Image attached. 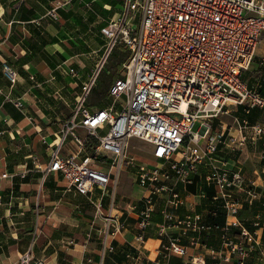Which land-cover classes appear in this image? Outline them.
I'll list each match as a JSON object with an SVG mask.
<instances>
[{"label":"built area","instance_id":"2783aa9c","mask_svg":"<svg viewBox=\"0 0 264 264\" xmlns=\"http://www.w3.org/2000/svg\"><path fill=\"white\" fill-rule=\"evenodd\" d=\"M74 1L82 0H59L56 8ZM121 8L100 29L106 39L101 56L75 98L70 118L47 146L42 179L58 175L68 191L87 196L94 208L93 221L103 223V247L112 251L109 240L128 233L129 226L113 213L112 205L105 211L103 200L114 197L119 174L129 171L134 184L144 191L132 208L137 220L128 242L136 255L130 258L132 264H139L138 255L144 252L159 199L163 206L158 210L161 220L156 234L165 264L173 255L183 257L186 264H206L181 244V237L189 233L193 235L191 245L198 244L203 232L211 229L204 215L196 211L194 200L195 196L203 198L205 192L188 193L202 170L205 187L214 188L208 214L214 216L219 209L224 217L219 247L208 253L215 264L231 260L245 264L260 248V221L255 216L253 230H249L239 211L243 203L253 205L259 194L249 185L241 188L242 198L234 196L233 189L242 186L241 175L230 172L220 154L223 149L242 150L249 139L245 130L257 137L264 128L249 126L244 119L235 121L237 136H227L218 120L239 106L245 114L254 108L264 110V97L242 80L264 34V0H122ZM116 46L129 55L108 89L110 105L91 110L87 98ZM2 73L13 87L16 70L3 63ZM70 73L76 74L73 69ZM4 100L33 125L19 99L6 95ZM195 122H199L197 131L192 130ZM131 139L151 146L154 163L142 165L130 155ZM67 145L73 149L65 153ZM179 187L187 196H181ZM35 207L38 213L37 202ZM180 208H185L182 217L178 216ZM40 228L37 217L34 238L40 235ZM174 229L180 230L179 237L169 233ZM16 264L46 263L29 249Z\"/></svg>","mask_w":264,"mask_h":264},{"label":"crops","instance_id":"0c3cea01","mask_svg":"<svg viewBox=\"0 0 264 264\" xmlns=\"http://www.w3.org/2000/svg\"><path fill=\"white\" fill-rule=\"evenodd\" d=\"M58 1L0 0V264H16L29 249L36 259L46 264H132L130 258L136 255L128 242L137 224L136 211L132 208L144 191L134 184L129 171L124 170L137 189L135 193L132 196L118 195L116 190L114 197L103 200L104 210L112 205L113 213L120 220H126L129 226L128 233L109 240L112 251L103 247V223L93 221L94 208L87 196L73 189L68 191L58 175L51 174L42 179L41 169L46 166L49 156L47 146L55 140L61 124L70 118L75 98L81 94L101 56L106 39L100 29L122 9V0H82L56 8ZM262 59L264 57L253 60L242 80L248 88L264 97ZM3 63L17 72L13 87L3 76ZM106 64L94 88L105 83L110 87L120 75L116 68H109L104 74ZM70 69L75 71V76L71 75ZM6 95L23 103L25 113L33 118V125L4 100ZM87 103L91 110H95L109 106L110 100L106 94L100 105L89 106V100ZM244 119L249 126L264 128V110L256 108L251 109L250 114H245L241 106L231 108L218 121L227 136L236 137L235 121L240 123ZM245 132L249 136L246 146L237 152L223 149L220 157L230 172L241 175L242 186L233 189L236 198H242L241 188L249 185L259 194L253 205L241 204L239 217L245 224L249 223L250 228L255 216L259 217L257 232L261 245L248 256L245 264H264V133L256 137L250 130ZM136 142L141 144L138 140ZM144 148L151 157V146L145 144ZM71 149L73 146L67 145L64 152ZM203 174L200 170L194 177L195 183L188 188V193L199 195L200 190L205 192L203 198L195 196L194 200L196 211L208 221L214 188L205 187ZM180 194L187 196L182 188ZM156 204L157 212L152 216L144 252L138 255L139 264L155 261L165 264L158 249L161 241L156 234L162 200H157ZM184 214L185 208H180L178 216ZM37 217L41 228L40 235L34 238ZM210 228L203 232L198 244L191 245L192 233L181 237V244L189 249L190 255L201 256L206 264H215L208 251L218 249L221 233L220 228L211 225ZM169 233L179 237L180 230ZM166 264H186V261L173 255Z\"/></svg>","mask_w":264,"mask_h":264},{"label":"rangeland","instance_id":"374dc122","mask_svg":"<svg viewBox=\"0 0 264 264\" xmlns=\"http://www.w3.org/2000/svg\"><path fill=\"white\" fill-rule=\"evenodd\" d=\"M125 50V49H124ZM256 53H255V58L254 61L258 60L260 57H264V34L260 37V40L256 46ZM126 51V50H125ZM116 67V70H118V75L121 73L120 71L122 70L119 65L115 63V61L109 59L106 67L104 68V74L110 70L109 68ZM199 122H195L194 125L192 126L193 131H197L199 129ZM131 148H130V155H133L136 159L139 160L142 165H148L153 162V159L149 156L147 150L145 149V144H139L136 142V140L132 139L130 141ZM119 179H118V184L115 190H117V194H125L127 196H132L135 191L137 190L136 187L132 185V181L128 175H126L125 171L122 170L121 173L119 174Z\"/></svg>","mask_w":264,"mask_h":264},{"label":"trees","instance_id":"16d2710c","mask_svg":"<svg viewBox=\"0 0 264 264\" xmlns=\"http://www.w3.org/2000/svg\"><path fill=\"white\" fill-rule=\"evenodd\" d=\"M113 54L114 55L109 59L115 61L117 66L119 65V67L121 68V64L128 58L129 53H127V51H125L122 46H116L114 48ZM114 68L116 67L114 66L113 69ZM108 89H109V84L107 83L100 85L99 88H94L90 94V97L88 98L89 106L100 105L101 104L100 102H102L103 98L106 97ZM208 218H209L208 221L210 222V225L212 227L221 228L223 226L224 217H222V213L219 210H216V214L214 216H211L209 214ZM245 225L249 230H253V228H250L249 223H246ZM232 264H238V263L233 261Z\"/></svg>","mask_w":264,"mask_h":264}]
</instances>
